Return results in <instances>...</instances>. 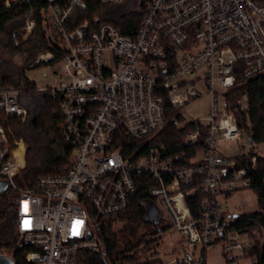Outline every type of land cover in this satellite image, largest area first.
Returning <instances> with one entry per match:
<instances>
[{
  "label": "built area",
  "instance_id": "1",
  "mask_svg": "<svg viewBox=\"0 0 264 264\" xmlns=\"http://www.w3.org/2000/svg\"><path fill=\"white\" fill-rule=\"evenodd\" d=\"M38 1L47 4L41 14L52 51L42 53L37 63L61 57L66 81L33 90L0 88V183H8L6 192L17 193V230L22 244L33 249L27 261L85 264L81 253L103 254L99 222L126 212L137 186L147 179L149 199L161 217L189 247L202 249L197 260L187 254L170 264H206V251L219 244L228 264H238L241 258L255 264L249 234L234 231L233 216L220 201L250 186L247 170L235 162L228 166L217 145L242 139L235 111L247 113V97L237 102L235 111L226 97L236 84L235 67L241 65L237 70L246 80L264 79V4L150 0L137 36L129 37L111 24L85 21L74 26L73 16L85 0ZM34 29L35 23L29 22L25 31L31 34ZM33 93L61 99L74 159L64 175L41 178L36 187L27 188L17 181L26 167V145L11 141L9 122L27 121L24 98ZM204 96L210 105L209 122L180 127L179 110ZM191 124L196 129L185 143L194 144L203 131L205 151L195 165L181 167L187 155L168 157L154 139L169 125L185 129ZM256 161L253 157V166ZM196 195L203 196L198 218L189 204Z\"/></svg>",
  "mask_w": 264,
  "mask_h": 264
},
{
  "label": "trees",
  "instance_id": "2",
  "mask_svg": "<svg viewBox=\"0 0 264 264\" xmlns=\"http://www.w3.org/2000/svg\"><path fill=\"white\" fill-rule=\"evenodd\" d=\"M5 1L0 0V47L7 55L22 57L25 63L15 73L9 61H0V88L20 87L33 90L36 85L26 77V65L39 67L42 64L37 63L38 57L52 51L46 40L41 14L47 4L31 0L6 7ZM149 2L150 0H126L122 4H112L104 0H85L84 6L73 16V25L77 26L85 21L96 26L111 24L123 35L135 37L147 14ZM260 3L264 4L262 0ZM29 22L35 23L31 34L25 31ZM60 61L61 57H58L56 62ZM239 67L241 65L235 67V87L228 90L226 97L232 110L238 107L237 102L240 99L247 97V113L239 108L234 111L240 131L248 137V141L253 138L254 142L250 152L236 156L234 162L237 168L247 170L246 178L250 186L245 189L256 193L260 211L232 218V227L239 234H249L253 244L250 257L256 259L255 264H264V157L253 152L254 145L264 144V79L246 80L242 72L237 70ZM24 99L29 117L25 123L11 119L10 136L11 141H22L27 149L26 167L17 178L18 184L21 187L34 188L41 178L64 175L74 159V146L66 133L58 95L33 93ZM195 129L194 124L185 129L169 125L154 139V145H163L168 157L187 155L180 166H193L205 151L206 138L202 131L194 144H186V135ZM129 151L127 148V152ZM253 157L257 158L255 166L251 162ZM150 184L147 179L141 181L132 196V205L126 212L99 222L98 234L102 249L106 252L105 262L102 253L85 252L80 256L85 264H164L157 258V252L149 256L154 249L153 244L146 247L141 253L142 257L131 255L146 237H154L163 231L158 227L163 225L164 218L160 215L158 223L154 224V220L148 216L153 202L147 191ZM202 199L203 196L196 195L189 201L195 218L199 217ZM17 219V193L9 190L0 195V255L7 251L11 253L15 264H31L26 258L33 249L22 243L18 244L20 235ZM119 222L132 227L140 235V242L136 247H126L124 251H119V232L115 228Z\"/></svg>",
  "mask_w": 264,
  "mask_h": 264
},
{
  "label": "rangeland",
  "instance_id": "3",
  "mask_svg": "<svg viewBox=\"0 0 264 264\" xmlns=\"http://www.w3.org/2000/svg\"><path fill=\"white\" fill-rule=\"evenodd\" d=\"M0 61H9L11 69L18 73L17 69L22 67L25 63V59L20 56L7 55L0 47ZM27 66V67H26ZM25 69L26 77L33 82L37 87L49 88L58 87L62 82L66 81L65 77L61 75L62 63L51 62L39 65L37 68H33L34 65H26ZM220 94L225 93V90L217 88L216 90ZM220 101L223 102V97H220ZM210 113V105L207 97L199 98L185 107L179 110V115L182 116L180 127L199 121L206 125L208 116ZM242 133V132H241ZM243 135V134H242ZM251 147L249 146L248 137L243 135L242 139L235 143H219L217 150L220 155L227 159L228 166L234 165V158L241 154L250 152ZM253 152L258 156L264 157V144L254 145ZM201 155L197 160L201 159ZM221 205L223 209L232 216H240L246 214H253L260 211L258 204V197L256 193L249 189H242L235 191L227 200L221 199ZM170 227V228H169ZM115 228L119 232L120 244L119 251H124L126 247H136L140 242V235L130 226L116 224ZM163 229L161 233H158L154 237H146L143 243L135 248L131 255H139L142 257V252L145 251L146 247L153 244L154 249L151 250L150 255L154 252L158 253V259L164 264H170L187 258V254L191 256L193 260H197L201 254V248L192 249L187 243V239L184 236L175 233V230L169 220L164 218L163 225H160L158 229ZM92 231L97 235L95 227ZM243 239L247 240L249 237L246 235L242 236ZM21 237L18 238V244H21ZM4 255L12 257L11 253L5 251ZM148 257V256H147ZM206 264H228L222 245H216L215 247L209 248L206 251ZM238 264H254L250 259L241 258Z\"/></svg>",
  "mask_w": 264,
  "mask_h": 264
},
{
  "label": "water",
  "instance_id": "4",
  "mask_svg": "<svg viewBox=\"0 0 264 264\" xmlns=\"http://www.w3.org/2000/svg\"><path fill=\"white\" fill-rule=\"evenodd\" d=\"M264 2V0H262ZM254 142L253 138L250 139L249 143L250 145H252ZM8 190V183L7 182H1L0 183V195L5 193ZM148 216L149 219L154 220V224L158 223V219L160 217V212L158 211V209L152 205L149 208L148 211ZM233 218H237V216H233ZM103 255H106V252L103 251ZM103 262H105V257L103 258ZM0 264H15L13 259L10 256L7 255H0Z\"/></svg>",
  "mask_w": 264,
  "mask_h": 264
}]
</instances>
